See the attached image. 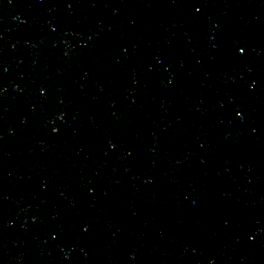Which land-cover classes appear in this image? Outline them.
<instances>
[{"label": "water", "instance_id": "water-1", "mask_svg": "<svg viewBox=\"0 0 264 264\" xmlns=\"http://www.w3.org/2000/svg\"><path fill=\"white\" fill-rule=\"evenodd\" d=\"M0 264H264V0H0Z\"/></svg>", "mask_w": 264, "mask_h": 264}, {"label": "snow or ice", "instance_id": "snow-or-ice-1", "mask_svg": "<svg viewBox=\"0 0 264 264\" xmlns=\"http://www.w3.org/2000/svg\"><path fill=\"white\" fill-rule=\"evenodd\" d=\"M241 52H243V49H241Z\"/></svg>", "mask_w": 264, "mask_h": 264}]
</instances>
